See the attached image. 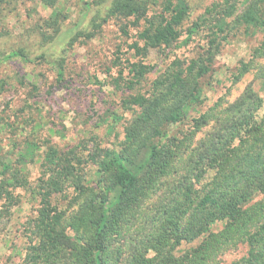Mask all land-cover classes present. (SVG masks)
<instances>
[{
	"label": "trees",
	"instance_id": "1",
	"mask_svg": "<svg viewBox=\"0 0 264 264\" xmlns=\"http://www.w3.org/2000/svg\"><path fill=\"white\" fill-rule=\"evenodd\" d=\"M57 1L43 0L50 7ZM192 1L164 0L159 14L146 19L147 1L108 2L104 22L109 18H134L133 23L122 25L124 35H129L131 26L138 28L144 21L137 39L129 45L137 61L121 49L114 54V65L120 69L118 84L127 73L125 84L132 89L153 68L146 63L150 49L172 47L182 40V26L192 10ZM85 4L88 11L96 10L91 3ZM237 11L232 0L213 3L206 9L203 22L194 26H209L212 45L218 50L216 43L221 37L226 39L230 19ZM237 22L247 30H264V0L251 5ZM59 24L60 15L51 24L56 32L51 42L60 37ZM83 31L74 32L72 40L92 37ZM254 54L264 57V44ZM13 56L31 63L52 53L35 59L22 51ZM214 58L215 53L207 59L204 55L191 61L177 58L164 81L155 83L152 98L136 94L123 100L125 109L136 107L140 112L126 128L121 151L98 149L85 160L75 151L48 147L40 164V204L33 220L28 264H222L220 257L241 244L248 247V253L233 264H264V115H259L263 99L247 91L217 118L208 136L189 154L184 143L166 130L170 125L185 123L186 107L201 102V83L212 71ZM53 62L59 79L63 78L64 69ZM248 71L243 62L238 76ZM259 74L264 79V67ZM210 120L203 116L194 119L192 125L199 129ZM144 151L146 158L134 172L132 165ZM87 166L94 169V174H89ZM180 172L185 176L173 186V178ZM14 180L15 188L28 184L22 176L14 175ZM165 181L171 185L169 200L160 206L155 218H150L152 227L142 244L123 255L118 244L133 221L144 216L141 208ZM7 186L9 183L1 186L0 199L3 193L13 198ZM71 191L78 208L68 214L61 205ZM217 223H224V228L213 233ZM200 238V245L179 254L184 243Z\"/></svg>",
	"mask_w": 264,
	"mask_h": 264
},
{
	"label": "rangeland",
	"instance_id": "2",
	"mask_svg": "<svg viewBox=\"0 0 264 264\" xmlns=\"http://www.w3.org/2000/svg\"><path fill=\"white\" fill-rule=\"evenodd\" d=\"M109 1L85 0L96 9L88 11L80 0H58L55 7L43 0H0V191L4 183H9L5 189L13 194L8 199L3 193L0 199V264H28L33 220L40 204L37 194L43 173L40 164L48 147L54 145L62 152L75 151L85 160L98 149L121 151L125 146L126 128L140 112L136 107L125 109L123 100L136 94L152 98L155 83L164 81L173 60L191 61L199 55L207 59L215 53L212 71L201 83V102L195 101L186 107L185 123L166 129L184 143L188 154L208 136L217 118L247 91L264 101V79L259 77L264 57L257 58L254 54L264 44V30H247L237 22L259 0H232L238 11L230 19L226 39L221 37L216 43H219L218 50L212 45L209 26L196 28L194 25L203 22L206 9L213 3L224 0H193L192 10L182 26V40L172 47L150 49L146 63L153 68L132 89L125 84L129 78L127 73L118 84L120 69L114 65V54L121 49L132 61H137L129 45L137 39L144 21L138 28L131 26L129 35H124L122 25L133 23L134 18H109L104 22ZM144 1L148 3V14L143 18L146 19L159 14L164 0ZM59 15L60 37L51 42L56 37L51 24ZM82 30L92 37L72 40L73 33ZM19 51L31 59L45 52L52 56L30 63L13 56ZM53 61L64 69L63 78L59 79ZM243 62L249 71L239 77ZM259 115H264V107ZM203 116L211 120L197 129L192 121ZM145 151L132 165L134 172L146 158ZM87 170L90 175L94 174L90 166ZM14 175L24 177L27 186L15 188ZM181 176L185 174L180 172L173 178V186ZM170 194L171 185L165 181L141 208L144 216L133 221L126 237L118 244L122 245L123 255L134 245L142 244L152 227L150 218L157 216ZM74 196L71 191L63 199L61 207L68 214L78 208ZM223 228L224 223H217L212 232L219 233ZM202 241L200 238L184 243L179 254L196 248ZM247 253L248 247L241 244L223 254L220 262L233 264Z\"/></svg>",
	"mask_w": 264,
	"mask_h": 264
}]
</instances>
